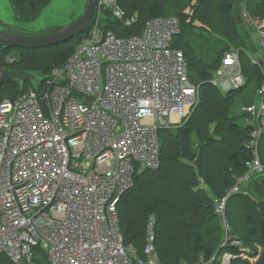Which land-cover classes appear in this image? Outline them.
<instances>
[{"label": "built area", "instance_id": "built-area-1", "mask_svg": "<svg viewBox=\"0 0 264 264\" xmlns=\"http://www.w3.org/2000/svg\"><path fill=\"white\" fill-rule=\"evenodd\" d=\"M98 5L121 28L138 22L118 0ZM241 17L256 27L264 50V20L246 9ZM179 32L177 16L151 17L142 33L131 36L96 21L38 90L0 102V257L34 264L42 247L52 264H163L154 245L155 217L147 225L145 257H139L123 241L118 205L137 173L159 167V130L179 128L200 103L202 83L191 79L183 51L172 46ZM243 50L225 52L212 71L210 81L222 92L245 86ZM4 61L16 64L20 56L9 53ZM261 70L264 76V66ZM257 91V102L242 106L253 160L215 203L227 231V199L247 193L250 179L264 175L258 151L264 137V80ZM228 242L241 252L224 253L223 263L252 259L241 239L226 236L224 246Z\"/></svg>", "mask_w": 264, "mask_h": 264}, {"label": "trees", "instance_id": "trees-1", "mask_svg": "<svg viewBox=\"0 0 264 264\" xmlns=\"http://www.w3.org/2000/svg\"><path fill=\"white\" fill-rule=\"evenodd\" d=\"M22 17L33 16L41 6L50 0H12ZM119 5L129 14L137 15L139 21L132 27L121 29L113 22L118 35L140 34L148 19L154 16H177L180 32L173 37L172 46L183 51L191 79L201 84L200 103L190 119L177 129H160V165L157 169H145L135 175L134 185L123 195L118 205L123 241L132 246L139 257H145L147 225L151 216L155 217L154 245L158 258L163 264L199 262L207 263L213 257V264H221L225 251L239 254V247H222L226 238L222 231V220L216 212V199L224 197L227 190L236 185L237 180L249 169L253 160V149L248 146L251 140L250 125L239 122V115L233 113L235 98L256 81L258 88L264 76L261 68L241 52V63L246 79L245 86L222 92L211 83L213 70H216L225 52L232 50V43L239 39L234 13L236 0H118ZM180 2V3H179ZM250 0L246 2L248 9ZM175 12L168 13L169 11ZM176 15H168L174 14ZM249 13L264 20V0H253ZM107 14V13H106ZM193 22V24H192ZM208 26L216 38L210 48L200 49L189 37L194 23ZM106 27V26H105ZM235 28V29H234ZM121 30H124L121 31ZM90 31L45 48L0 49L6 67L28 69L49 75L55 67L65 63L76 46ZM206 49L209 50L206 53ZM16 50V51H14ZM15 53L20 62L8 64L6 54ZM210 54L217 57L210 59ZM47 79V78H46ZM45 79V80H46ZM44 80V81H45ZM43 81V82H44ZM43 82L41 84H43ZM40 84V85H41ZM33 87L26 81L23 89L16 82H6L0 90V102L5 98H17ZM245 118V115H243ZM246 120V119H245ZM259 142V156L264 162V146ZM203 179L204 185L201 184ZM247 193H233L229 196L226 217L229 233L246 244L252 253L258 254L253 243L262 246L259 260L264 264V175H257L247 184ZM254 193L255 200L250 196ZM250 207L249 213L244 208ZM231 226V227H230ZM241 237L235 235L232 231ZM242 237L244 239H242ZM230 244V245H229ZM253 250V251H252ZM0 264H15L6 256L0 257ZM35 264H50L44 252H38ZM231 264H252L250 259L237 257Z\"/></svg>", "mask_w": 264, "mask_h": 264}, {"label": "rangeland", "instance_id": "rangeland-1", "mask_svg": "<svg viewBox=\"0 0 264 264\" xmlns=\"http://www.w3.org/2000/svg\"><path fill=\"white\" fill-rule=\"evenodd\" d=\"M186 3H189V0H183ZM248 0H236V5H235V9L232 11L234 13V21H236V25L237 28L235 29L236 33L238 32L239 35V39L236 38L235 41H232L230 39H228L225 36H221V38L227 39L228 41H230L232 43V49H236V48H242L245 50H247L246 52H243L245 54L246 60L248 62V64H250V56L251 57H256L257 59H259L260 64H255L257 66H261L260 68L263 69L264 66V60L262 58H264V50L262 48H260L259 45V38H258V32L256 31V27L253 26V24H249L247 22L242 21V17H241V13L245 12V9L249 12V10H251L252 6H253V0H250L249 5H248V9L246 8V2ZM86 0H53L47 7H45L41 14L35 19V21L33 22L35 24V27H37L38 29H40V31H46L49 27L51 26H65L69 23H71L75 18H77L80 13L83 10V6L85 4ZM181 2V0H180ZM179 2V3H180ZM245 7V9H244ZM0 11H2L4 13L3 16H5V20L11 22V23H20V24H28L26 22H22L20 20L17 19L16 13L13 9V7L11 6L9 0H0ZM171 12H175V9H173V11H169L168 13ZM162 15H165V12L161 13ZM178 13H174V14H168V15H176ZM193 24V22H192ZM103 25L106 26L107 29H115L113 22L110 21H104ZM255 31V35H254V40L257 41L256 45L251 41V33ZM189 37L193 40V42L197 45L198 48H210V44L214 43L216 38L214 37V33L210 31V29L208 28V26L205 24V26H203L200 22H196L194 23L193 26V32L189 33ZM255 46H257V48L259 49V53L256 54L253 51L256 50ZM16 51V50H14ZM209 50L206 49V53H208ZM217 56L214 54H210V59H215ZM253 63V62H252ZM262 72V70H261ZM263 75V73H262ZM38 83V80L37 82ZM258 85L256 83V81H254L251 85H248L245 87V89L238 95V97L235 98V103L233 106V113L236 115H239L241 118L239 119V122L242 124H246V120L243 117L244 113L242 110V106L244 104L246 105H250L253 104L255 102H257V98H258ZM264 146V140L261 141V148ZM204 185V184H203ZM246 194V193H244ZM227 195V194H226ZM225 195V196H226ZM224 196V197H225ZM250 196L252 198H254L255 200L258 201L257 198H255L254 193L250 192ZM217 199V202L221 201L222 198ZM229 198L227 199L228 202ZM226 202V206L224 207V211L226 214L227 211V203ZM217 210V209H216ZM244 213H249L250 211V207H246L243 209ZM222 220V218H221ZM222 231L225 232L226 236H230L229 230H226V226L222 220ZM231 227V226H230ZM232 231L235 235L241 237L238 233H235L233 228ZM242 239H244L242 237ZM245 240V239H244ZM243 240V241H244ZM246 243L247 245L250 244V240L249 237L246 238V241L243 242V244ZM244 244L245 248L248 252V254H250V248L247 247V245ZM255 245V248H258V254H253L252 259L250 260V262L252 264H255L260 256H261V252H262V246L258 243H253ZM228 245V244H227ZM230 245V244H229ZM224 247V244L223 246ZM253 251V250H252ZM228 251H225L224 253H226ZM223 253V254H224ZM222 254V255H223ZM251 255V254H250ZM200 264H205L204 260L202 258H200L199 260ZM194 264V263H191ZM221 264H225L222 262L221 259ZM227 264H231L227 263Z\"/></svg>", "mask_w": 264, "mask_h": 264}, {"label": "water", "instance_id": "water-1", "mask_svg": "<svg viewBox=\"0 0 264 264\" xmlns=\"http://www.w3.org/2000/svg\"><path fill=\"white\" fill-rule=\"evenodd\" d=\"M52 1L50 0L45 6H41L33 16L24 18L13 1L9 0L17 19L28 24L11 23L5 20L4 13L0 11V49L14 47L25 49L45 48L69 41L82 33L90 31L96 21H115L113 17L101 11L98 0H86L82 12L71 23L65 26H51L46 31H40L33 22ZM48 77L49 75H42L34 70L6 67L0 55V90L6 82H16L22 90L26 81H31L33 87L38 90L40 84ZM37 80L38 83H36Z\"/></svg>", "mask_w": 264, "mask_h": 264}, {"label": "bare ground", "instance_id": "bare-ground-1", "mask_svg": "<svg viewBox=\"0 0 264 264\" xmlns=\"http://www.w3.org/2000/svg\"><path fill=\"white\" fill-rule=\"evenodd\" d=\"M99 1V0H98ZM119 3V2H118ZM101 11H103L106 15H108V16H110V17H113L114 19H115V21L116 22H118V24L120 23V21L116 18V17H114L113 15H112V13L110 12V11H108V10H101ZM135 15V14H134ZM138 17V16H137ZM138 21H139V18H138ZM99 22H104V21H99ZM137 24V23H136ZM135 25V24H134ZM133 25V26H134ZM132 27V26H131ZM121 28V27H120ZM121 29H123V28H121ZM112 30V29H111ZM121 31H123L124 32V30H121ZM115 32V31H114ZM116 34H117V32H115ZM118 35V34H117ZM133 35H135V34H133ZM123 36H125V35H123ZM127 36H131V35H127ZM62 235H63V233L62 232H60ZM73 238H75V239H77L78 238V236H74ZM36 256H35V260H34V264H35V262H36V258H37V253L38 252H44L45 254H46V256H47V259H48V261H49V263L50 264H52L51 263V261H50V259H49V256H48V254H47V252H46V250L44 249V248H42V247H39L38 249H36Z\"/></svg>", "mask_w": 264, "mask_h": 264}, {"label": "crops", "instance_id": "crops-1", "mask_svg": "<svg viewBox=\"0 0 264 264\" xmlns=\"http://www.w3.org/2000/svg\"><path fill=\"white\" fill-rule=\"evenodd\" d=\"M254 35H255V31L251 33L250 37H251V41L256 45L257 41L254 40ZM255 48H256V50L253 51V52L258 54L259 53V49L257 48V46H255Z\"/></svg>", "mask_w": 264, "mask_h": 264}]
</instances>
